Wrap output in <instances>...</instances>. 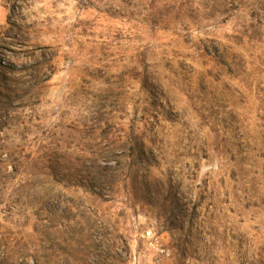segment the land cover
Listing matches in <instances>:
<instances>
[{
    "label": "rangeland",
    "instance_id": "374dc122",
    "mask_svg": "<svg viewBox=\"0 0 264 264\" xmlns=\"http://www.w3.org/2000/svg\"><path fill=\"white\" fill-rule=\"evenodd\" d=\"M0 264H264V0H0Z\"/></svg>",
    "mask_w": 264,
    "mask_h": 264
},
{
    "label": "built area",
    "instance_id": "2783aa9c",
    "mask_svg": "<svg viewBox=\"0 0 264 264\" xmlns=\"http://www.w3.org/2000/svg\"><path fill=\"white\" fill-rule=\"evenodd\" d=\"M151 234H152L151 231H147L145 235L148 236V237H150Z\"/></svg>",
    "mask_w": 264,
    "mask_h": 264
}]
</instances>
